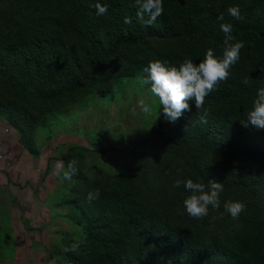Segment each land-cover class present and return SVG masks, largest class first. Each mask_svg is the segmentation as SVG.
Returning <instances> with one entry per match:
<instances>
[{
  "label": "trees",
  "instance_id": "obj_1",
  "mask_svg": "<svg viewBox=\"0 0 264 264\" xmlns=\"http://www.w3.org/2000/svg\"><path fill=\"white\" fill-rule=\"evenodd\" d=\"M58 1L56 16L46 15L32 2L13 6L14 12L23 15L7 16V26L12 29L8 36L0 35V40L12 36L9 43L0 45V79L38 111L73 98L84 88L86 71L94 74L93 80L115 71L122 51L148 38L166 39L167 43L144 59H136L137 54L126 57L128 66L119 72L120 77L140 71L147 77L144 69L155 60L177 67L186 58L199 63L209 48L222 57L225 45L218 17L223 14V22L233 24L234 37L244 41L245 47L230 69V78L206 97L207 123L199 122L202 113L194 99L188 101L191 110L172 123L170 142L191 147L190 171L166 174L173 183L178 178H191L206 186L212 179L221 183L216 165L201 158L218 148L215 134L222 128L231 132L228 142L233 153L242 146L237 134L249 127L248 113L258 89L264 88V0H163L164 12L152 26L137 19L136 0ZM96 3L107 4L108 12L97 16ZM232 6H239L241 20L228 15ZM126 17L130 23L124 22ZM159 110L163 114L162 105ZM0 114L19 132L23 145L36 151L33 119L2 100ZM259 135L264 137V130L260 129ZM95 189L101 195L89 203L87 194ZM179 189L186 192L183 186ZM74 205V218L90 241L78 244L75 253L62 252L59 264H264V214L245 220L225 244H210L198 241L203 234L172 227L158 218L129 177L119 179L112 189L93 184ZM135 239L138 243L131 261L125 245ZM157 251L166 253L165 260L158 258Z\"/></svg>",
  "mask_w": 264,
  "mask_h": 264
},
{
  "label": "rangeland",
  "instance_id": "obj_2",
  "mask_svg": "<svg viewBox=\"0 0 264 264\" xmlns=\"http://www.w3.org/2000/svg\"><path fill=\"white\" fill-rule=\"evenodd\" d=\"M28 2L45 11L46 15L57 14L58 0H0V35L7 33L8 36L12 29L7 26V16L13 13L23 15L20 11L14 12L12 7L27 6ZM24 20L27 21L28 17ZM11 39L12 36L0 40V45L9 43ZM166 43V39L152 37L129 47L128 53L123 50L122 56L116 59L115 71L98 80H93L94 74L90 70L86 71L84 88L80 92L45 111L34 109L0 79V100L13 104L20 113H26L33 119L34 142L39 148L46 146L54 161L61 160L59 163L63 165L56 171L58 181L54 189L61 210V219H58L61 233L49 239V249L38 256L43 258L46 254L48 262L43 264H59L57 262L62 260L61 253L65 247L90 241L74 218L77 214L74 202L95 183L112 189L119 179L131 178L158 218L172 227L188 228L193 233L203 234L204 237L198 239L203 243L220 241L225 244L245 220L264 214V137L251 123L243 133L237 134L242 146L236 153L231 151L228 142L231 132L222 128L215 134L218 148L201 158V161L216 165L222 176L224 190L220 208L209 206L208 215L202 219L191 218L186 213L183 200L189 193L174 188L166 174L190 171L191 147L170 142L173 124L161 114V105L151 93V85L141 83L146 78L142 71L134 76H119V72L128 66L126 57L137 54L136 59H144ZM141 99L152 106L151 114L145 115L139 109ZM70 162L77 172L71 181H66L63 171L68 169ZM228 201L243 202L246 210L238 218H233L224 208ZM253 203L255 206L251 205ZM8 208L11 207L7 205L6 198L0 197V264H16L15 259L18 264H39L35 263L37 257L30 255L29 250L18 249L15 252L12 236L3 227L10 217ZM137 241L135 239L125 245L131 261ZM165 256L166 253L160 252L158 258L165 260Z\"/></svg>",
  "mask_w": 264,
  "mask_h": 264
},
{
  "label": "clouds",
  "instance_id": "obj_3",
  "mask_svg": "<svg viewBox=\"0 0 264 264\" xmlns=\"http://www.w3.org/2000/svg\"><path fill=\"white\" fill-rule=\"evenodd\" d=\"M136 4L138 5L136 17L146 26H152L164 12L163 0H136ZM93 7L97 16H103L108 12L107 4L96 3ZM227 13L236 21L242 19L239 6L229 7ZM146 15L147 19H145ZM218 19L222 21L220 29L224 35L225 47L222 57H218L214 50L209 48L199 63L186 58L177 67L169 66L166 61L155 60L144 69L148 75L142 79L141 83L151 85L150 91L158 98L160 105H162L164 118L168 122L174 124L183 117L186 111H190L188 101L194 99L196 109L202 113L199 116V122L207 123L208 112L204 108L206 97L216 90L220 83L230 78V69L240 59V52L245 47V42L236 40L233 35V24L223 22V14ZM124 22L130 23V19L126 17ZM243 83L247 85L249 81L245 79ZM138 107L145 115L151 114L153 110L152 106L143 99L138 102ZM247 121L255 128L264 129V88L258 89L257 98L253 101V108L248 113ZM62 168V163H58L57 169ZM76 172V167L70 162L68 169L63 171L64 180L71 181ZM181 186L189 193L183 200V206L191 218H204L208 215L209 206L213 209L220 208V197L224 190L223 183L212 179L208 181L206 186L204 182L194 181L191 178L176 179L173 187L179 189ZM100 195V190L95 189L90 191L86 198L91 203ZM224 208L233 218H238L246 210V205L239 201H228L224 203ZM78 248L79 245L73 243L71 246L65 247L63 251L75 253Z\"/></svg>",
  "mask_w": 264,
  "mask_h": 264
},
{
  "label": "crops",
  "instance_id": "obj_4",
  "mask_svg": "<svg viewBox=\"0 0 264 264\" xmlns=\"http://www.w3.org/2000/svg\"><path fill=\"white\" fill-rule=\"evenodd\" d=\"M35 147L36 151L25 147L19 132L0 114V197L11 207L3 227L12 236L15 252L29 250L37 257L35 263L43 264L48 262L46 254L38 256L49 249L48 240L61 233V210L54 194L61 160L54 161L46 146Z\"/></svg>",
  "mask_w": 264,
  "mask_h": 264
}]
</instances>
